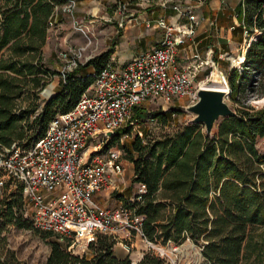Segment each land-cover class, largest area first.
Listing matches in <instances>:
<instances>
[{
    "label": "trees",
    "instance_id": "16d2710c",
    "mask_svg": "<svg viewBox=\"0 0 264 264\" xmlns=\"http://www.w3.org/2000/svg\"><path fill=\"white\" fill-rule=\"evenodd\" d=\"M60 4L59 0H2L0 154L13 145L28 148L41 139L53 117L75 108L94 74L114 53L110 49L65 73L61 90L51 100L35 104L45 86L42 51L49 20ZM237 18L251 41L242 69H232L229 75V99L237 116L222 119L212 137L200 125L189 123L176 135L149 143L138 136L129 146L120 145L133 166V182L147 187L141 201L124 203L146 216L148 239L164 245L191 239L202 249L201 264H264V151L258 149L264 138V109L244 100L247 92H258L264 99V0H242ZM142 113L136 109L138 118ZM128 132L131 129L119 131L108 148ZM8 226L34 229L25 216L20 184L0 197V264H27L6 248L2 233ZM97 238L90 246L91 256H76L56 237L49 241L46 264H132L114 255L110 237ZM139 264L170 263L149 252Z\"/></svg>",
    "mask_w": 264,
    "mask_h": 264
},
{
    "label": "built area",
    "instance_id": "2783aa9c",
    "mask_svg": "<svg viewBox=\"0 0 264 264\" xmlns=\"http://www.w3.org/2000/svg\"><path fill=\"white\" fill-rule=\"evenodd\" d=\"M59 1L62 4L55 6L49 27H56L63 14L73 19L77 31L85 33L83 20L75 19L78 0ZM183 15L190 23L188 28L160 19L158 26L164 33L159 45L142 50L123 65L108 62L94 74L93 83L75 108L51 119L41 139L28 148L13 145L0 154V173L23 188L25 216L36 230L58 237L73 255H87L89 244L99 235L128 241L137 237L149 251H160L144 232L145 215L124 202L113 208L100 207L94 198L114 187L125 171L120 145L126 134L116 148L101 153L119 131H133L140 125V119L131 120L138 107L157 102L167 111L170 104L183 99L194 104L199 100V91L205 88L202 85L206 81L197 82V66L180 69L178 65L180 51L189 52L191 46L198 48L195 29L200 20L192 7ZM78 50L64 55L75 67L82 57ZM202 64L214 70L212 76L218 71L221 83L229 88V75L215 61L206 59ZM237 68L240 70L241 66ZM107 132H114L115 136L110 139ZM91 145L94 149L89 152ZM4 185L0 178V187ZM146 192L147 187L138 184L137 196L130 202L141 201ZM125 248L130 252L131 247ZM159 254L162 258L167 256L163 250Z\"/></svg>",
    "mask_w": 264,
    "mask_h": 264
},
{
    "label": "rangeland",
    "instance_id": "374dc122",
    "mask_svg": "<svg viewBox=\"0 0 264 264\" xmlns=\"http://www.w3.org/2000/svg\"><path fill=\"white\" fill-rule=\"evenodd\" d=\"M80 1L84 0L77 1L78 4L75 19L82 20L83 17H85V19L82 21L85 33L77 31L74 23H70L67 30L58 28L59 22L65 20L64 17L57 19L56 27H49L46 45L42 51L43 67L41 70L43 72L42 77L45 78V86L38 93L39 100L37 99L35 104L47 101L46 95H43L45 89L51 90L54 95L58 93L61 90L63 74L73 71L79 66V64H86L90 60L99 57L110 49H114V53L111 55L108 62H113L115 65H123L137 52L141 51L142 49L150 48L130 44V39L137 36V34L128 31L126 26L122 28L121 23L116 24L118 19H127L134 13L137 16L141 11H143L144 8L139 6V0H89V2L83 4H80ZM208 1L211 0H171L169 4L180 5L184 8L197 6V9L200 11V8L206 7V2ZM1 3L2 0H0V5ZM80 8L82 10H80ZM104 17L105 19H110L111 22H106ZM71 21L73 22V19H71ZM152 45L154 47L158 44L153 43ZM198 48H200L201 52V47ZM74 49H79L78 51H80L82 54V57L76 61V67L72 66L70 57L64 58L65 53L70 54V51ZM241 69L242 67L240 70ZM213 71L214 70L212 68L206 70V74H204L203 77H197V82L206 81V84L208 85L213 84ZM215 78L218 79L217 77ZM258 88H260V85L257 86V89ZM261 98L262 97L258 92H247V94L244 96L246 103L252 105L257 110L264 109V99L261 100ZM256 102L260 103L256 104ZM227 103L233 110L235 109V103H233L229 98H227ZM25 105L28 107V104ZM191 105L193 104H191L188 100L183 99L177 101L176 103L170 104L167 111H164L161 105L157 102H149L138 107L137 109H141L143 112L142 116L138 118L135 110L131 120L134 121L135 119H140V125L138 124L139 126L135 130L125 133V137L122 138L123 144L129 146L130 142L138 136L144 139V143H149L151 141L153 142L155 140L161 139L164 136L176 135L177 133L183 131L184 128H186L190 121L194 118V115L188 111V107ZM158 113L160 115H158ZM165 113H167V117L164 116ZM221 122L222 119L217 122L214 133L217 132ZM198 127L203 133H206L205 127L203 125ZM138 132H140V135H138ZM29 135H32L31 131L29 132ZM109 143L103 146V152L101 154L104 155L106 151H108ZM117 145L118 143L112 147L116 148ZM93 149L94 147L91 145L88 151H93ZM259 149L264 151L262 148ZM125 155V152L122 151V163L124 164L125 169H130L132 164L126 159ZM0 174H2L0 177L1 180L5 182V185L8 188L6 189L4 187H0V197H2L5 192L15 190L16 183L13 182V180L7 175H3V173ZM126 189L127 190L125 193L128 196H132V199L134 200L137 196L138 184L134 183L133 179H131L130 184H128ZM34 229L22 230L8 226L3 231L2 237H5L6 239V248L13 251L20 261L27 264H46L51 251L49 241L56 240V236L52 235L48 238V233ZM110 238L115 242L113 248L114 255L120 259L128 258L132 264H139L145 254L149 252H152L153 254L160 257L159 252L162 250L167 256L160 258L165 259L170 264H201L203 262L201 247L194 243L191 239H188L182 244H175L173 242H170L167 245L155 243L159 246L160 251H149L146 243L142 242L137 237H135V239H131V241L122 239L120 237ZM97 241L98 238L96 237L89 244L87 256H91L90 246L92 243H97ZM125 245L131 247L130 252L126 250Z\"/></svg>",
    "mask_w": 264,
    "mask_h": 264
},
{
    "label": "crops",
    "instance_id": "0c3cea01",
    "mask_svg": "<svg viewBox=\"0 0 264 264\" xmlns=\"http://www.w3.org/2000/svg\"><path fill=\"white\" fill-rule=\"evenodd\" d=\"M139 1V6L144 8L143 11L137 16L134 13L127 19L121 18L116 22V24L121 23L122 28L126 26L128 31L137 34V36L130 39V44L150 48L153 47V43L159 45L163 40L164 33L158 26L160 19H164L168 24H173L183 29L188 28L190 25L188 19L183 15L188 7L171 5L169 4L171 0ZM241 1L211 0L206 2V7L200 8V11L197 9V6H190L195 10L194 13L197 18L200 19V24L195 29V42L198 44V47H201L202 51L200 52V48L194 50L193 46H191L189 49L191 51L189 52L180 51L177 57L180 69H187L192 65L197 66L198 77L201 78L206 74V70L209 69L202 64L206 59L215 61L219 69L227 75H230L232 69L243 65L246 51L251 41H248L247 32L240 28L241 24L237 18ZM86 2H89V0L80 1V4ZM80 10L82 9L80 8ZM60 17H64L65 20L59 22L58 28L67 30L70 23H73L71 18L63 14ZM104 20L109 23L111 22L110 19H105V17ZM215 77L220 79L219 75ZM215 77L212 80L213 83L218 80ZM263 145L264 138L260 139L258 149H264ZM131 179H134L133 166H130V169H125L121 177L116 179L114 187L107 188L96 195L94 203L100 207L113 208L125 200H132V196H128L125 193Z\"/></svg>",
    "mask_w": 264,
    "mask_h": 264
},
{
    "label": "water",
    "instance_id": "95a60500",
    "mask_svg": "<svg viewBox=\"0 0 264 264\" xmlns=\"http://www.w3.org/2000/svg\"><path fill=\"white\" fill-rule=\"evenodd\" d=\"M45 89L43 95H46L47 101L51 100L55 95L51 90ZM231 93L230 87L227 90L204 88L199 91V100L197 103L188 107V111L194 115L190 124L203 125L206 134L209 137L214 135L216 124L221 119L236 117L237 113L227 103ZM106 135L112 139L115 136L114 132H107ZM118 136V134H117Z\"/></svg>",
    "mask_w": 264,
    "mask_h": 264
},
{
    "label": "bare ground",
    "instance_id": "6f19581e",
    "mask_svg": "<svg viewBox=\"0 0 264 264\" xmlns=\"http://www.w3.org/2000/svg\"><path fill=\"white\" fill-rule=\"evenodd\" d=\"M117 66V65H116ZM218 74L219 75V78L218 80H216L213 84L211 85H208V84H203L202 86L205 87V88H213V89H221V90H227V87L223 84V82L221 83V76L219 74L218 71H215L214 74H213V79L216 75ZM217 75V76H218ZM208 83V82H207ZM210 83V82H209ZM216 85H219V86H216ZM48 94H50V91L48 90L47 91Z\"/></svg>",
    "mask_w": 264,
    "mask_h": 264
}]
</instances>
